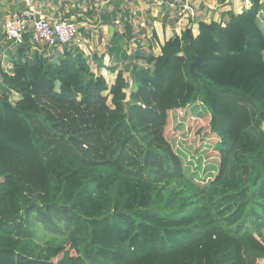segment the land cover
<instances>
[{
	"label": "trees",
	"instance_id": "obj_1",
	"mask_svg": "<svg viewBox=\"0 0 264 264\" xmlns=\"http://www.w3.org/2000/svg\"><path fill=\"white\" fill-rule=\"evenodd\" d=\"M250 2L158 56L128 53L123 15L116 64L91 58L112 84L72 45L52 60L29 33L0 35V264H264V2ZM197 102L218 168L206 185L165 136L170 111ZM37 226L64 237L39 242Z\"/></svg>",
	"mask_w": 264,
	"mask_h": 264
},
{
	"label": "rangeland",
	"instance_id": "obj_2",
	"mask_svg": "<svg viewBox=\"0 0 264 264\" xmlns=\"http://www.w3.org/2000/svg\"><path fill=\"white\" fill-rule=\"evenodd\" d=\"M92 2L96 3V0H89L90 5L85 13L88 14V12L92 10L90 8ZM226 2L227 0L221 3L220 0H129L127 3L131 8L127 10L130 15L129 13L127 15L130 16V20L135 27V33L139 41L136 45H132V48L126 46V50L130 54H133L138 50H140L139 53H143L146 48L152 47L153 52L156 56H158L161 54L162 44L174 35L182 36L184 31L190 29L192 34L197 36L199 32L198 22L201 20H214V18H216L215 14L221 9L220 5L224 4L225 6ZM186 3L192 7L191 9H193V11H186L189 8L187 7L186 9V6H184ZM94 7L96 6L94 5ZM21 8L24 10L23 5H21ZM140 8L142 9L140 10ZM160 8L163 13L159 14L157 17L152 16V13L160 11ZM183 16L184 18L180 19V17ZM93 17L97 18V12ZM79 18L82 19V17ZM91 18L92 16H85L86 21L91 20ZM153 18L154 20L157 19V21H154ZM75 21H77L79 26V33L75 39L77 41L79 40V43L83 44V46H86L85 48H89V54L87 57L92 70L96 75H104L107 81L112 84L116 78V73L100 70L91 59V55L94 52L102 53L107 51L108 53L109 46L102 40V35L93 31L88 24L82 25L81 21ZM119 21H121L120 18ZM155 22H158L156 26L154 25ZM120 23L119 28L123 32L124 26L122 22ZM5 24L4 27L0 25V35L4 33L3 28H5ZM141 24H144V26ZM154 33L158 35L157 39L155 38ZM85 40H88L89 42H85ZM2 44V39H0V45ZM13 48L14 47H9L10 50ZM0 50H2V52H0V56L2 54V57H0L2 58V67L6 70H10L12 65L9 61V55L6 52L8 50L1 46ZM107 57L108 59L105 61H107L110 66H114L116 63L112 62L109 55ZM129 63L133 66L137 65L141 68L147 67V64L142 60H130ZM119 66L122 69L124 67V63L121 62ZM125 77L132 87V75L129 72H125ZM127 92L130 93V88L127 89ZM11 98L13 102L20 99L19 95L16 93H14ZM186 109L170 111L165 136L170 141L174 149L177 152L182 153L186 174L190 178H196L201 185H206L214 179L217 174L216 169L218 168L214 167L212 163L213 160L207 156L211 149V145H213L209 139L210 137L206 135V138L202 139V136L205 135L207 128L201 130L200 132H198V129L207 126L210 116L202 118L205 116L204 114L207 113V110L205 106H201L199 102L193 104L190 109ZM214 160L216 161V159ZM36 228L38 229V237L36 240L39 242L45 243L49 240L58 241L64 237L59 233L46 231L43 227L39 228V226H37Z\"/></svg>",
	"mask_w": 264,
	"mask_h": 264
},
{
	"label": "crops",
	"instance_id": "obj_3",
	"mask_svg": "<svg viewBox=\"0 0 264 264\" xmlns=\"http://www.w3.org/2000/svg\"><path fill=\"white\" fill-rule=\"evenodd\" d=\"M34 1L44 11V13L51 19L67 17L81 21L82 25L88 24L93 31H96L102 35V40L108 46H110V41L114 37L115 30L122 32V30H120L119 28V25L121 24L119 18L121 19L123 15L127 16V14L129 13L127 10L131 8L127 3L129 0H96V3L92 2V5L90 6L92 10L87 14L85 12L87 11V8L90 5L89 0H34ZM261 1L264 2V0ZM93 4L96 7H94ZM21 5H23L24 7V3L22 0H0V25L4 27V24L8 19L12 18L16 14H20L21 11L23 10L21 8ZM220 6H221L220 11L215 14L216 18H214V20L216 21L224 20L223 15L228 11L241 13L244 9L249 8L251 6V2L250 0H227V2L225 3L226 7L224 6V4H221ZM142 8H140V10ZM159 10L160 11H156L155 13L153 12L152 16L157 17L159 16V14L163 13L161 8ZM96 12H97V18H94L93 16ZM87 15L92 16L91 20L88 21L85 20V16ZM79 17H82V19ZM182 18H184V16L180 17V19ZM260 18L261 19L264 18V10L262 11ZM113 19H115V23H117L118 26L115 27V25L110 24L113 21ZM154 21H157V19H155ZM202 21L210 22V20H202ZM156 24H158V22L154 23L155 26ZM141 25L144 26V24ZM111 26L115 27L113 35L111 34L110 31ZM138 41L139 40L137 39V37H135L133 40L130 41V43L127 44L129 48L130 47L132 48V45H136ZM85 42H89V41L85 40ZM72 47L82 50L86 54V56L89 54V50H88L89 48H85L86 46H83V44L79 43V40L77 41L75 39L74 43L72 44ZM55 48L46 49L47 51L46 56H48L52 60H57L58 56L63 51V47H55ZM102 55L104 57L105 65L108 66L109 63L105 61L106 59H108L107 51L102 53L94 52L92 53L91 57L94 56L102 57ZM101 70L109 71L104 68H102Z\"/></svg>",
	"mask_w": 264,
	"mask_h": 264
},
{
	"label": "built area",
	"instance_id": "obj_4",
	"mask_svg": "<svg viewBox=\"0 0 264 264\" xmlns=\"http://www.w3.org/2000/svg\"><path fill=\"white\" fill-rule=\"evenodd\" d=\"M24 10L14 15L5 24L6 40L15 45L25 42V34H30L31 43L41 48L63 47L72 45L79 33L77 21L71 18H49L34 0H22ZM192 7L187 3L184 5Z\"/></svg>",
	"mask_w": 264,
	"mask_h": 264
},
{
	"label": "water",
	"instance_id": "obj_5",
	"mask_svg": "<svg viewBox=\"0 0 264 264\" xmlns=\"http://www.w3.org/2000/svg\"><path fill=\"white\" fill-rule=\"evenodd\" d=\"M114 30H115V27H114V26H111L110 31H111V34H112V35H113V33H114ZM186 32H187V35H188L189 37L192 36V34H191V30H190V29H188ZM174 38H176V37H174ZM139 52H140V50L136 51L135 54H138ZM202 61H203V58H202V57H198V58H197V59H196L191 65H190V68L192 69L195 65H199V64H201Z\"/></svg>",
	"mask_w": 264,
	"mask_h": 264
}]
</instances>
